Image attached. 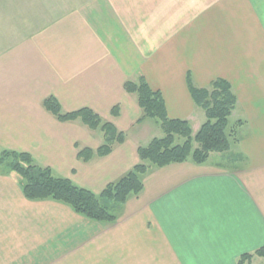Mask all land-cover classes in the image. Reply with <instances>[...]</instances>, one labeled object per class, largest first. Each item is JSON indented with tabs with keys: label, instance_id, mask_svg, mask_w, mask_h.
<instances>
[{
	"label": "crops",
	"instance_id": "crops-1",
	"mask_svg": "<svg viewBox=\"0 0 264 264\" xmlns=\"http://www.w3.org/2000/svg\"><path fill=\"white\" fill-rule=\"evenodd\" d=\"M142 75L169 116L190 123L203 109L188 78L228 80L239 141L203 164L151 168L112 223L28 200L0 173V264H239L264 247V0H0V150L101 194L139 162L150 124L125 82ZM49 96L64 112L94 110L126 141L80 160L104 132L59 121Z\"/></svg>",
	"mask_w": 264,
	"mask_h": 264
},
{
	"label": "trees",
	"instance_id": "trees-1",
	"mask_svg": "<svg viewBox=\"0 0 264 264\" xmlns=\"http://www.w3.org/2000/svg\"><path fill=\"white\" fill-rule=\"evenodd\" d=\"M188 79L192 98L207 118L196 134L189 120L169 116L162 92L154 90L145 76H140L138 81L125 82L126 91L137 96L142 108L140 121L155 120L164 136L140 146L139 162L117 181L108 184L101 194L97 195L69 178L57 176L51 167L39 165L31 154L25 152L0 150V173L15 177L28 200H54L69 205L77 214L91 220L115 222L128 199L142 192L144 176L151 168L188 160L203 164L215 153L229 152L239 141L238 131L245 122L239 120L230 127V118L238 105L232 84L224 78H217L209 87L201 88L190 77ZM43 105L61 122L80 120L90 129L104 132L105 141L97 150L89 147L79 150L78 157L84 162L91 161L96 155H109L115 145L127 139L124 131L90 108L64 112L54 96L46 98ZM120 111V106H116L112 114L118 116ZM178 137L183 141L178 142ZM238 263L264 264V247L243 254Z\"/></svg>",
	"mask_w": 264,
	"mask_h": 264
},
{
	"label": "rangeland",
	"instance_id": "rangeland-1",
	"mask_svg": "<svg viewBox=\"0 0 264 264\" xmlns=\"http://www.w3.org/2000/svg\"><path fill=\"white\" fill-rule=\"evenodd\" d=\"M201 112H202L203 116L201 118H199V119L197 118L196 120H193V122L191 123L193 131H194V134H196L198 132V130L200 129L201 125L207 120L204 111L201 110ZM240 118H241V116L238 113H237L236 116H232L230 118V127H233L236 124V122H238L240 120ZM147 120H149L148 124H150L149 125L150 128H147L146 137L144 138V140H142V141H144L143 142L144 146L148 145L152 139H154L156 137H163L164 136V132H163L162 128L156 123L155 120H153V119H147ZM242 131H243L242 128H240L239 131H238V138L239 139H240ZM177 141L178 142H182L183 138L182 137H178ZM214 158H216V157H214Z\"/></svg>",
	"mask_w": 264,
	"mask_h": 264
}]
</instances>
